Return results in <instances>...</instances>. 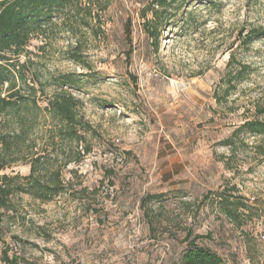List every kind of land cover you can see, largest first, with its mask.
Here are the masks:
<instances>
[{"label": "rangeland", "instance_id": "obj_1", "mask_svg": "<svg viewBox=\"0 0 264 264\" xmlns=\"http://www.w3.org/2000/svg\"><path fill=\"white\" fill-rule=\"evenodd\" d=\"M169 1L157 32L155 0H80L33 35L28 84L44 88L45 107L64 79L75 83L91 152L62 170L54 200L13 196L0 264H175L187 239L224 264H264V144H224L264 120V37L242 47L264 31V0ZM232 56L250 72L227 95ZM54 131L40 125L35 151L57 167L70 149L51 146ZM220 196L248 208L230 218Z\"/></svg>", "mask_w": 264, "mask_h": 264}, {"label": "trees", "instance_id": "obj_2", "mask_svg": "<svg viewBox=\"0 0 264 264\" xmlns=\"http://www.w3.org/2000/svg\"><path fill=\"white\" fill-rule=\"evenodd\" d=\"M172 0L171 2H174ZM80 0H1L0 1V229L5 215L11 209L12 198L16 195H29L41 202H50L65 191L62 170L72 163L81 162L91 152L87 143L90 126L80 111V100L69 90L75 83L64 79L61 87L47 99L42 107L37 88L27 81L28 61L21 62L27 54V47L33 35L43 32L54 20L68 17L73 9L79 8ZM170 4L169 0H155L150 24L157 32L163 19L162 11ZM162 10V11H161ZM154 35V33H153ZM264 37L263 30H253L247 35L242 47L248 48ZM232 56L228 67L227 92L235 90L237 84L246 80L249 67L238 63L234 68ZM264 115V109L260 111ZM53 126L54 136L50 143L60 144L70 151L62 155L60 166L54 167L48 159L52 152L38 149L36 130L42 124ZM250 135L259 138L264 144V120H249L237 127L224 141L233 149L236 142L244 144L243 137ZM76 146L74 153L73 147ZM82 148V149H80ZM260 148H264L261 145ZM23 163L30 166L28 176L2 174L12 165ZM154 198V197H150ZM220 206L226 216L237 219L242 210L248 208L244 202L230 201L220 196ZM187 247L175 264H224L223 259L212 250L201 247L195 240L187 239ZM14 263L15 259H5Z\"/></svg>", "mask_w": 264, "mask_h": 264}]
</instances>
